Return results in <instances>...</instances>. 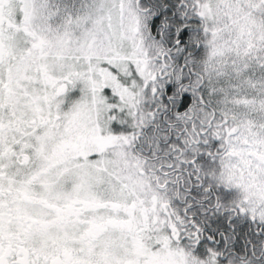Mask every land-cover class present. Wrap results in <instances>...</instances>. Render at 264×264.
<instances>
[{
	"label": "snow or ice",
	"instance_id": "1",
	"mask_svg": "<svg viewBox=\"0 0 264 264\" xmlns=\"http://www.w3.org/2000/svg\"><path fill=\"white\" fill-rule=\"evenodd\" d=\"M0 264H264V0H0Z\"/></svg>",
	"mask_w": 264,
	"mask_h": 264
}]
</instances>
